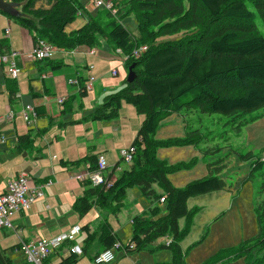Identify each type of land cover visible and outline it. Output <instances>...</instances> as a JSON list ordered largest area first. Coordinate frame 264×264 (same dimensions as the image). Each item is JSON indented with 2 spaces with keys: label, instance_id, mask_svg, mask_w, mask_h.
Masks as SVG:
<instances>
[{
  "label": "trees",
  "instance_id": "1",
  "mask_svg": "<svg viewBox=\"0 0 264 264\" xmlns=\"http://www.w3.org/2000/svg\"><path fill=\"white\" fill-rule=\"evenodd\" d=\"M8 1L18 5L19 15L13 17L0 12L32 31L35 44L42 39L58 49L73 50L83 46L101 48L108 43L113 52L121 49L130 56L125 62L127 67L136 64L134 81L128 83L126 79L125 86L105 96L103 104L89 116L97 121L112 120L119 116L123 104L129 103L145 118L131 144L135 148L132 162L127 163L116 178L113 173L120 168L122 159L111 173L105 172L109 180L114 179L110 186L109 183L93 186L90 180L80 181L84 192L75 200L73 210L80 219L92 209L100 210V221L96 226L91 223L82 226V231L86 232L82 239L83 255L91 256L92 253L94 259L120 242L128 253L168 249L171 260L161 264H186L189 249L184 250L182 243L191 233L195 216L201 210L199 206L190 207L189 200L230 189L232 185L219 175L226 164L216 162L208 165L206 176L184 187L175 186L170 175L193 168L197 158L170 163L159 158L158 150L199 146L206 142L209 135L199 128H189V115L197 111L225 115L227 121L224 124L238 136L244 126L263 116L248 118L250 113L264 108V33L256 22L258 14L264 24V0H115L120 17L101 8L97 15H90L82 28L70 33L66 32V27L85 12L84 0ZM40 1L43 5L38 6ZM44 3L50 6L45 7ZM130 15L138 23L135 32L122 22L123 17ZM187 31H198V34L186 41L167 40ZM141 45H148V50L140 58L131 56ZM0 48L5 53L9 51L5 39L0 41ZM86 81L87 78L82 77V95L89 93ZM5 83L14 104L19 100V82L7 77ZM173 115L184 117V136L157 138L161 124ZM36 139L31 130L19 137L16 149L19 153L35 149ZM219 149L215 148L213 152ZM205 151L211 153L209 149ZM240 157L248 160L253 157V152ZM98 159V155H87L62 164L77 171L89 164L90 170L95 171ZM251 168L245 181L253 183L258 177L261 180L254 204L257 235L235 247L221 249L202 264H230L243 257L245 264H264V160L259 158ZM135 186L151 201L165 198L164 209L153 205L147 212L134 216L132 238L124 244L114 232L109 216L118 215L129 190ZM162 237L171 238V243L160 244L158 240ZM74 243V240L64 241L47 262L54 253L61 254L63 248ZM19 247V243L10 247L0 245V264H20L12 255ZM77 261L78 257L72 254L57 264H75ZM21 262L30 264L27 260Z\"/></svg>",
  "mask_w": 264,
  "mask_h": 264
},
{
  "label": "crops",
  "instance_id": "2",
  "mask_svg": "<svg viewBox=\"0 0 264 264\" xmlns=\"http://www.w3.org/2000/svg\"><path fill=\"white\" fill-rule=\"evenodd\" d=\"M84 3L86 7L85 12L79 14L76 20L66 27L67 33L82 28L88 22L90 15L95 16L98 14L100 9L92 5L89 0H84ZM41 5H43L42 1L38 3V6ZM44 5L45 7L50 6L48 3H44ZM8 27L10 28V33L6 34L5 29ZM131 31L135 32L136 28L131 29ZM2 39L8 42L9 50H16L20 53L18 60L22 71L17 79L19 82V100L13 104L9 98L8 85L5 83V79L8 77L6 66L0 64V93H2L1 95L5 96L6 99V102L2 99L0 114L4 115V112L10 109L19 111L22 106L32 104L35 107L37 119L35 124L30 127L25 124L21 115L17 116L14 122H0V185L2 186L0 193L5 191L7 183L13 179V177L15 178L18 174L23 172L29 174L33 181H41V183L44 184L45 191L44 197L37 200L30 210L17 213L12 217L13 230L2 231V234H0L1 239L14 236L16 238V241L13 243L14 245L21 239L38 240L41 238H51L61 233L69 232L77 225L82 227L79 222L80 218L78 214L73 210V204L77 197L83 194L84 187L81 185L80 181L74 177L78 169L64 167L62 162L75 161L87 155L99 156L102 154L105 157L106 153L109 155L111 162L107 163L109 164L108 168L113 171L114 167L120 161L118 160L116 163L113 161V157L116 156L115 143L117 139L129 136V140H131L133 136L136 137L145 115H143V117L142 114L138 113L137 116L136 108L134 107L135 110H133L124 105L129 103H124L119 116L115 119L97 121L89 118V116L103 104L105 96L118 91L117 88L123 83L116 79L121 75L120 71L116 76L111 74L112 71L110 70H112L114 66L112 65L113 56L117 55L119 57L120 55L117 52H113L112 46L108 43H104V45L106 44L109 46V51H99L100 48H95L96 52L93 54L91 53V48L83 46L68 50L72 51L74 55L71 57L62 52L67 50L56 48L50 58L37 60L34 58L32 52L35 45L33 32L15 22L13 18L0 12V41ZM90 62L95 66L93 73L96 75L97 79L94 83L93 90L98 94V100L96 103L93 102L92 104H88L87 102L89 93L82 95L80 94L79 85L69 83V87L66 82V80L69 82L72 78H88V66L91 65ZM23 88H25L26 92L23 91ZM61 95L66 99L64 104H59L57 101L58 96ZM179 116L182 117L183 123L186 125L184 117L182 115ZM169 118L165 121H168ZM131 119L135 120V123H132ZM175 121L176 120H173L174 123ZM31 130H33V134H35L37 138L35 149L19 153L16 149L19 137L28 134ZM158 131L157 136L159 133ZM185 131L186 130L183 131L184 134ZM2 136L5 138L4 141L1 140ZM163 151L164 148L159 149L158 156L170 163L174 162L168 157L173 154L170 152L164 153ZM84 168L85 165H83L80 170ZM119 170L120 171L117 170L113 173V178H116L118 173L122 171V168ZM174 175H176V173L171 174L170 179L175 183L174 178H172ZM242 186L243 183H241V189ZM226 190L227 189L221 191ZM229 190L233 191V186ZM217 192L218 191L206 195L212 197L214 196L213 194ZM121 211L118 212V215ZM229 211H224L213 225L223 220L228 215ZM143 213H145V211L140 214ZM197 214H199V212ZM118 215L112 214V216L117 217ZM132 218L133 217H131V220ZM94 221L98 222L95 219H89L86 224L91 223L93 226H96L97 224H94ZM111 225L114 232L120 237L121 242L124 243L117 232L121 228H117V225L114 226L112 223ZM85 237L86 232L81 231L77 236L76 242L82 245L83 240L81 242L79 239H84ZM131 238L132 237H130V240ZM204 240L205 239L200 240L198 245H196V242L193 243L196 247L194 250L202 246ZM123 250V253L118 250L115 260L109 264H161L171 260L170 251V255L168 252L163 251L157 254L158 257L153 256V258L144 254V251H148L150 252L149 255H152L161 250V248L152 252L143 250L140 252L128 253L125 249ZM14 253L18 254L20 251L14 250ZM70 255L71 254L65 247L61 251V254L54 253L52 255L50 263H60L63 258H67ZM13 256L17 262L18 260H24L15 255ZM76 257H78V261L75 264H95L94 261H92V253L91 256L85 254L82 256L76 255ZM186 264H188L187 257Z\"/></svg>",
  "mask_w": 264,
  "mask_h": 264
},
{
  "label": "rangeland",
  "instance_id": "3",
  "mask_svg": "<svg viewBox=\"0 0 264 264\" xmlns=\"http://www.w3.org/2000/svg\"><path fill=\"white\" fill-rule=\"evenodd\" d=\"M117 2L120 1L117 0ZM122 22L130 30L137 27V21L134 16L130 15L123 17ZM256 22L260 30L264 33V24L258 14L256 16ZM197 34L198 31H187L184 33L172 35L171 37H168L167 40L186 41L196 37ZM109 49V46L105 44L102 46V48L99 49V51H109ZM62 52H64L68 56H74L72 51L67 50ZM112 62V65H114L112 67V70L118 69L121 73V75L116 78L123 82L121 86L117 88V90H120L123 86H125L124 82L127 79L129 67H127V65L125 64V59L122 56L118 57L117 55H114ZM66 82L70 87L68 80H66ZM74 87L78 88L77 86ZM23 91L26 92L25 88H23ZM1 94L2 93H0V105L2 104V99H4L6 102L5 96H2ZM60 97H62V95L58 96V98ZM97 100V92H95L94 90L90 91L87 97L88 104H92L93 102L96 103ZM124 105L135 110L134 106L131 104ZM7 112L8 110L4 112V114H6ZM259 114H263V116H261V118H259L258 120L244 126L242 128V132L238 136L230 126L224 124L227 121V117L225 115L220 113L202 114L198 111L194 112L189 115V128H199L204 134L209 135L208 140H206V142L202 143L199 146L164 148V153L170 152L173 154L168 156L171 160L174 161L172 163H177L180 161H190L193 158H197V163L193 168L183 170L172 176L175 181L174 183L171 179L174 185L184 187L189 182L206 176L209 173L208 165L210 163L223 162L226 165L223 171L219 173V175L223 179H225L229 185L233 186V191L227 189L226 191H218L217 193H214V196L212 197L210 195H202L190 200V206H199L201 207V210L199 211V214H197V217L195 216L196 219H194L191 235L182 243L184 246V250L189 249V255L187 256L188 264H201L215 255L221 249L235 247L239 245L243 240L254 238L258 233V223L256 214L254 212V204L256 191L261 180L259 177L253 183L245 180L252 169V164L259 158L264 160V108L250 113V115H248V118ZM173 120H176L175 123L173 122ZM131 122L135 123V120L131 119ZM25 124L27 125L26 122ZM185 126L186 125H184L182 117L179 115H174L170 117L168 121H165L161 124V126L159 127L160 129H158V136H156L160 139L168 137H181L184 135L183 131L186 130ZM134 137L135 136H133L131 140H129V136H125L123 138L120 137L119 139H117L115 143L116 156L113 157L114 163L122 159L120 151L122 149H129ZM215 148L220 149L213 152ZM208 149L211 151V153L205 151ZM247 152H253V157L248 160L241 159L240 155ZM105 155L107 163H111L109 155L106 153ZM126 166L127 163L122 160L120 168H124ZM119 169L117 170L120 171ZM110 172H112V170L108 168L106 173ZM242 182L246 183L243 184L241 189L240 187ZM1 188L2 186L0 185V189ZM158 190L159 192H161L160 189ZM153 205H159L164 209L163 203H161L160 201H151L145 198L142 195L139 187L135 186L130 189L125 207L122 209L118 217L112 215L109 216V222L111 221L110 223H112L114 226L117 225V228H121L117 232L124 241V244H127L130 240V237H132L133 227L131 223V217H134L135 214H140L144 211L147 212ZM224 211H229L228 215L223 220L213 225L216 219L219 218ZM89 219H95L99 222L100 210L92 209L87 215L79 219V222L82 226H84V224H86L87 220ZM98 222L94 221V224H98ZM181 224H184L183 220L181 221ZM0 234H2V230H0ZM204 238V244L198 249L194 250V248L196 247L193 245V243L196 242V245H198V242ZM15 241L16 238L14 236L8 237L6 239H1L0 235V245L2 247H10ZM79 241L82 242V239L80 238ZM117 251L118 250H116V253ZM163 251L168 252V254L170 255L168 249H161L154 254L151 253L152 255H149L150 252L144 251V254H147L148 256H150V258H153V256L158 257L157 254ZM119 252L123 253L124 250H119ZM16 253H12V255H15L21 259L26 258L24 253ZM259 253L260 252H257V254ZM18 263L21 264V260H18ZM218 264L221 263L219 262ZM230 264H245V257Z\"/></svg>",
  "mask_w": 264,
  "mask_h": 264
},
{
  "label": "built area",
  "instance_id": "4",
  "mask_svg": "<svg viewBox=\"0 0 264 264\" xmlns=\"http://www.w3.org/2000/svg\"><path fill=\"white\" fill-rule=\"evenodd\" d=\"M90 3L97 8H104L109 10L113 15L118 14V8L114 0H90ZM5 33H10V28L5 29ZM56 47L42 39H39L33 48V56L37 60H43L49 58ZM148 50V45H141L134 49L131 56L134 58H140ZM94 49L91 53H95ZM118 53L123 54L121 49L117 50ZM19 52L16 50H9L8 52H3L0 48V64L6 66V72L8 77L18 79L21 74V67L19 65ZM125 59L129 56L125 55ZM95 66H89V76L88 81L85 84L86 90L91 91L93 89V84L96 80V76L93 74ZM118 70L114 69L112 74L114 76L118 75ZM69 83L81 86V80L79 78H72ZM65 98H58V103L63 104ZM21 115L28 126H32L37 118V113L33 105L26 104L22 106L19 111L15 109H10L4 115H0V122L11 123L14 122L16 117ZM2 141L5 138L2 136ZM135 148L130 147L129 149H122L120 155L125 163H130L133 160ZM108 169L107 161L104 155L100 154L97 169L95 171L90 170V165H85L83 170H79L74 174V177L79 181L90 180L93 186H98L104 183L112 184L114 179L109 180L105 176V172ZM44 184L35 182L32 180L29 174L20 173L17 177L13 178L7 183L6 189L3 193H0V229H11L13 228L12 217L17 213H23L32 208L33 204L44 197ZM165 198L161 201L164 202ZM133 222V220L131 221ZM81 232V226L77 225L73 227L69 232L61 233L51 238H41L38 240H20V251L26 256V260L30 264H51L47 262L49 256L58 249L64 241L75 240L77 235ZM171 238H161L158 240L159 243H166L169 245L171 243ZM134 246V245H133ZM121 243L117 242L113 248L104 250L100 252L95 258L94 262L96 264H107L111 263L116 258V250L121 248ZM67 251L77 255L83 253V248L79 244H74L69 247Z\"/></svg>",
  "mask_w": 264,
  "mask_h": 264
},
{
  "label": "water",
  "instance_id": "5",
  "mask_svg": "<svg viewBox=\"0 0 264 264\" xmlns=\"http://www.w3.org/2000/svg\"><path fill=\"white\" fill-rule=\"evenodd\" d=\"M0 10L13 17H16L19 15L18 5L12 1L0 0ZM135 65L136 64L133 63L128 69L129 70L128 76H127L128 83L133 82L136 77V72L134 70Z\"/></svg>",
  "mask_w": 264,
  "mask_h": 264
},
{
  "label": "clouds",
  "instance_id": "6",
  "mask_svg": "<svg viewBox=\"0 0 264 264\" xmlns=\"http://www.w3.org/2000/svg\"><path fill=\"white\" fill-rule=\"evenodd\" d=\"M89 1H90V0H89ZM114 1H115V0H114ZM115 3H116V2H115ZM96 8H97V7H96ZM99 9H101V8H99ZM117 17H120L119 9H118ZM93 49L95 50V48H93ZM55 50H56V49H55ZM90 50H92V49H90ZM116 52H117V50H116ZM117 53H118V52H117ZM118 54H119L120 56H122V57H124V56L126 55L125 53H123V54L118 53ZM127 56H129V55H127ZM129 57H130V56H129ZM49 58H50V57H49ZM46 59H47V58H46ZM124 59H125V57H124ZM127 59H128V58H127ZM127 59H125V62H126ZM89 66H90V65H89ZM89 66H88V70H89ZM113 70H114V69H113ZM113 70H112V71H113ZM117 70H118V69H117ZM118 72H119V70H118ZM128 72H129V70H128ZM93 74H94V73H93ZM111 74H112V73H111ZM118 74H119V73H118ZM94 75H95V74H94ZM112 75H113V74H112ZM88 76H89V73H88ZM95 76H96V75H95ZM113 76H114V75H113ZM79 79H80V78H79ZM96 79H97V77H96ZM80 80H81V79H80ZM87 81H88V78H87ZM87 81H86V82H87ZM95 81H96V80H95ZM94 83H95V82H94ZM85 84H86V83H85ZM93 85H94V84H93ZM93 89H94V86H93ZM93 89H92V90H93ZM92 90H91V91H92ZM89 92H90V91H89ZM65 101H66V99L64 100V103H65ZM64 103H63V104H64ZM31 105H32V104H31ZM34 108H35V107H34ZM36 119H37V118H36ZM34 124H35V123H34ZM34 124H33V125H34ZM33 125H32V126H33ZM29 127H30V126H29ZM99 156H100V155H99ZM262 160H263V159H262ZM107 170H108V169H107ZM18 175H19V174H18ZM11 180H12V179H11ZM161 199H162V198H161ZM160 202H162V201L160 200ZM164 202H165V200H164ZM164 202H162V203H164ZM132 220H133V219H132ZM132 220H131V221H132ZM132 223H133V222H132ZM13 228H14V227H13ZM13 228H11V229H7V230H13ZM81 231H82V227H81ZM80 233H81V232H80ZM80 233H79V234H80ZM79 234H78V235H79ZM78 235H77V236H78ZM162 238H164V237H162ZM167 238H168V237H167ZM160 239H161V238H160ZM25 240H27V239H25ZM74 241H75L74 244H78V243L76 242V239H75ZM18 243L20 244V241H19ZM160 244H161V243H160ZM165 244H166V243H165ZM79 245H80V244H79ZM72 246H73V245H72ZM81 246H82V248H83V245H81ZM67 249H68V247H67ZM109 249H110V248H109ZM120 249H123V247H121ZM120 249H119V250H120ZM106 250H107V249H106ZM18 251H20V247H19ZM20 252H21V251H20ZM22 253H23V252H22ZM70 254L72 255V254H74V253H71V252H70ZM115 254H116V252H115ZM75 255H77V254H75ZM82 255H83V253H82L81 255H77V256H82ZM50 256H51V255H50ZM50 256H49V257H50ZM24 260H26V258H25ZM93 261H94V259H93ZM49 263H50V262H49ZM94 263H95V262H94ZM51 264H52V263H51ZM95 264H96V263H95ZM107 264H109V263H107Z\"/></svg>",
  "mask_w": 264,
  "mask_h": 264
}]
</instances>
